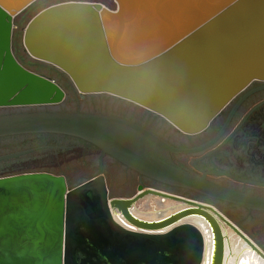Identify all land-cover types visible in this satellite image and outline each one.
<instances>
[{
  "label": "water",
  "instance_id": "obj_1",
  "mask_svg": "<svg viewBox=\"0 0 264 264\" xmlns=\"http://www.w3.org/2000/svg\"><path fill=\"white\" fill-rule=\"evenodd\" d=\"M35 1L0 0V108L66 99L53 79L26 67L58 79L75 106L2 114L0 137L83 140L100 152V171L73 188L47 172L0 177V264H228L234 239L264 264V251L212 204L142 185L131 197H109L103 172L108 156L160 184L264 212V196L219 185L173 161L172 154L201 151L216 138L179 148L106 114L130 115L170 140L167 122L187 135L205 131L252 82H264V0ZM55 2L30 19L22 44L28 19ZM167 201L180 206L162 215L157 208ZM143 202L157 217L136 214Z\"/></svg>",
  "mask_w": 264,
  "mask_h": 264
},
{
  "label": "rangeland",
  "instance_id": "obj_2",
  "mask_svg": "<svg viewBox=\"0 0 264 264\" xmlns=\"http://www.w3.org/2000/svg\"><path fill=\"white\" fill-rule=\"evenodd\" d=\"M37 1H35L33 4H35ZM113 2H115V0H113ZM56 3H60V2L51 3L42 7L41 9L37 10L28 19L22 30V44H23V32L30 19L45 7H48ZM33 4H31L28 8H30ZM27 9H25L23 12H25ZM23 12L19 13L14 17L12 48H13L15 30L18 26L20 16ZM26 68L35 71L28 67ZM48 77L53 79L65 91L66 99L62 103L56 105H44V106H37L30 108H0V115L14 113L18 111L73 110L75 104L71 99L68 91L63 86V84L58 79H56L51 75H48ZM78 97L80 100L85 99V95H81L79 93H78ZM167 123L170 129L173 142L184 145L190 140L197 141L199 139V135H185L183 133H179L175 127H173L169 122ZM57 144L59 147H55L57 146ZM42 146H53V147L33 150L9 158L1 159L0 177L11 174L28 173V172H47L53 175L64 176L69 187H76L77 185L94 177L100 171V152L96 148H88L86 144H83L76 138L65 135L23 134V135H14L8 137H0V156L27 151ZM178 158L181 159L184 158V156H178ZM103 172L111 196L127 197L130 195H134L137 192L138 186L142 185L144 187L156 188L174 194L182 195L184 197H188L191 199H196L199 201L210 203L213 206H215L219 211H221L226 217H228L232 222L238 225V227H240V229H242L246 234H247L246 231H248L253 236V239H255L253 241L264 251V212L247 211L239 206L222 202L219 200L210 199L182 188L160 185L153 181L143 179L137 173L131 171L130 169L126 168L125 166H123L122 164H120L119 162L108 156H105L103 158ZM214 179L227 186L235 187L238 189L241 188L240 184L231 182L224 177H215ZM247 189L255 193L264 192V190L260 187L247 186ZM144 204L145 202H143V204L142 203L138 204L137 208L139 210H137V212L144 209L143 206ZM149 209L151 210V207Z\"/></svg>",
  "mask_w": 264,
  "mask_h": 264
},
{
  "label": "flooded vegetation",
  "instance_id": "obj_3",
  "mask_svg": "<svg viewBox=\"0 0 264 264\" xmlns=\"http://www.w3.org/2000/svg\"><path fill=\"white\" fill-rule=\"evenodd\" d=\"M239 101L240 103L228 125L221 132L229 114ZM106 114L119 116L137 123L158 135L170 145L179 148L200 147L216 138L212 144L201 151L189 154H172L173 161L194 175L201 176L205 172L207 179L219 185L264 196V192L255 193L247 189V186H251L260 187L264 190V82H252L222 110L205 131L196 134L199 135L197 141L190 140L184 145L173 142L154 127L130 115ZM77 140L86 144L88 148H95L83 140ZM178 156H184V158L180 159ZM139 176L150 180L141 175ZM215 177H224L231 182L240 184L241 188L238 189L222 184L216 181ZM230 260L232 261V259Z\"/></svg>",
  "mask_w": 264,
  "mask_h": 264
},
{
  "label": "bare ground",
  "instance_id": "obj_4",
  "mask_svg": "<svg viewBox=\"0 0 264 264\" xmlns=\"http://www.w3.org/2000/svg\"><path fill=\"white\" fill-rule=\"evenodd\" d=\"M150 202H152V204L154 203V198L150 197L149 198ZM154 205V204H153ZM180 205L174 201H167L163 206H159L157 208V211H159L162 215H166L169 214L170 212H172L173 210L177 209ZM142 211V212H141ZM157 211H152V210H147L146 208L143 210H140L138 212H136V214L140 217H143L145 219H151V218H155L157 217L156 212ZM195 223H197L196 221H194ZM232 234V233H230ZM234 238V237H233ZM236 240L235 244L236 247L233 249V255L229 258L232 259L233 264H263L261 263L257 257L252 253L247 251L246 249H244L242 246L239 245L240 241L238 239H234ZM238 249L241 254L240 256H236V250ZM228 260V264H231V260ZM236 262V263H235Z\"/></svg>",
  "mask_w": 264,
  "mask_h": 264
},
{
  "label": "crops",
  "instance_id": "obj_5",
  "mask_svg": "<svg viewBox=\"0 0 264 264\" xmlns=\"http://www.w3.org/2000/svg\"><path fill=\"white\" fill-rule=\"evenodd\" d=\"M34 72H36V73H39V74H43V75H45V76H47L48 77V75H46V74H44V73H40V72H37V71H34ZM50 78V77H49ZM68 185V184H67ZM108 186V185H107ZM68 187H69V185H68ZM69 188H73V187H69ZM110 193V192H109ZM132 195H130V196H127V197H131ZM110 197H118V196H111L110 195ZM127 197H120V198H127ZM232 247H233V249L236 247V244L235 243H233L232 242ZM236 250V256L238 257V256H240V254H241V252L238 250V249H235ZM236 263V262H235ZM231 264H233V261H231ZM238 264V263H237Z\"/></svg>",
  "mask_w": 264,
  "mask_h": 264
},
{
  "label": "trees",
  "instance_id": "obj_6",
  "mask_svg": "<svg viewBox=\"0 0 264 264\" xmlns=\"http://www.w3.org/2000/svg\"><path fill=\"white\" fill-rule=\"evenodd\" d=\"M90 145V144H89ZM247 232V234H248V236L250 237V238H252V240H255V239H253V236L248 232V231H246Z\"/></svg>",
  "mask_w": 264,
  "mask_h": 264
}]
</instances>
